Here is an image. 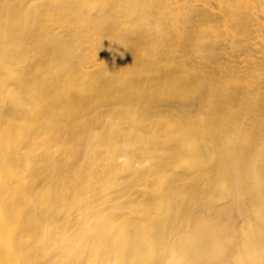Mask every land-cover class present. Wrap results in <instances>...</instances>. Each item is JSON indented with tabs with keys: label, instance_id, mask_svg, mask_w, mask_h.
<instances>
[{
	"label": "bare ground",
	"instance_id": "obj_1",
	"mask_svg": "<svg viewBox=\"0 0 264 264\" xmlns=\"http://www.w3.org/2000/svg\"><path fill=\"white\" fill-rule=\"evenodd\" d=\"M0 264H264V0H0Z\"/></svg>",
	"mask_w": 264,
	"mask_h": 264
}]
</instances>
